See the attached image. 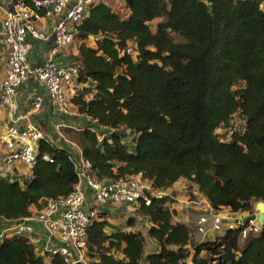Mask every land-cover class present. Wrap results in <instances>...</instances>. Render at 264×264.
Masks as SVG:
<instances>
[{"label":"trees","instance_id":"trees-1","mask_svg":"<svg viewBox=\"0 0 264 264\" xmlns=\"http://www.w3.org/2000/svg\"><path fill=\"white\" fill-rule=\"evenodd\" d=\"M121 2L123 12L105 4L90 9L72 56L78 74L71 109L108 132L102 140L94 127L65 129L64 136L99 181L142 173L168 195L185 181L214 210L255 212L264 202V0ZM129 43L135 56L125 52ZM236 116L243 128L226 140L222 131ZM121 129L136 134L132 151ZM77 184L71 154L41 139L29 182L0 177V218H28L32 207L40 210ZM170 204L153 197L136 210L159 245L146 256L141 232L111 229L108 215L98 213L88 228L87 264H264V227L245 240L227 232L197 243L188 225L174 222ZM0 264L64 262L38 255L16 234L0 240Z\"/></svg>","mask_w":264,"mask_h":264},{"label":"built area","instance_id":"built-area-1","mask_svg":"<svg viewBox=\"0 0 264 264\" xmlns=\"http://www.w3.org/2000/svg\"><path fill=\"white\" fill-rule=\"evenodd\" d=\"M97 4H114L117 11L123 8L120 0H10L9 3L0 0V36L7 49L6 72L0 80V104L7 107L12 116L20 118L12 98L30 79L41 84L59 114H67L71 110L70 97L77 88L75 78L78 66L73 55L65 59H58L57 56L73 48L77 27ZM46 21L52 22L48 31L43 27ZM35 43L47 45V52L45 57L31 65L28 58ZM134 49V45L129 43L125 52L135 56ZM41 103V96H35L30 99L29 105L38 110ZM25 118L22 116V119ZM104 136L101 134L99 138L102 140ZM41 139L43 135L37 129L11 126L3 137L8 151L5 163L18 162L32 169ZM18 141L22 144L15 147ZM42 159L52 162L46 155ZM75 168L78 184L74 190L65 197L48 201L36 215L41 226L64 243V246L52 248L46 254L62 257L64 264L87 261L88 228L103 208L116 204L149 206L151 198L164 197V193L155 190L152 182L142 173L130 178L99 181L91 176L84 161L75 163ZM81 181L91 190V201L87 204L79 187ZM257 216V210L253 213L233 212L229 208L214 210L205 202L195 222L187 217L182 221L189 226L192 240L200 236L201 241H205L210 234L223 233L221 236H224L227 232L245 240L257 235L263 228L258 224ZM14 232L29 237L33 229L18 222ZM3 237L0 233V240Z\"/></svg>","mask_w":264,"mask_h":264},{"label":"crops","instance_id":"crops-1","mask_svg":"<svg viewBox=\"0 0 264 264\" xmlns=\"http://www.w3.org/2000/svg\"><path fill=\"white\" fill-rule=\"evenodd\" d=\"M1 19L2 14L0 13V24ZM51 24V21L45 22L43 27L46 31H48L47 29L51 26ZM46 52L47 45L35 43L28 58L30 64L34 65L38 60H40V58L45 57ZM66 56H69L68 51L62 52L57 56V58L59 59L62 57L65 59ZM6 61L7 49L0 36V80L5 76ZM35 96H41L42 98L41 107L38 110H33L29 105L30 99ZM12 103L17 108V114L20 118L12 116L9 109L0 104V177L5 178L10 182H17L20 186H24L30 181L31 169L18 162H14L10 165L5 163V156L8 154V151L4 145L3 137L11 126L37 129L42 133L44 140L50 141L55 146L67 150L71 154L75 163L83 161L80 149L64 136V130H80L84 127L96 128V125L93 122L76 114L75 109H71L67 114H59L48 99L44 88L35 79H30L26 85L22 86L19 92L12 98ZM22 116H25L26 118L22 119ZM96 129H98L97 133L108 132L102 128ZM120 133L121 135L125 134L129 138L128 141L124 140V142L129 144L128 147L132 151L136 134L123 129L120 130ZM20 144H22V142H16L15 147H19ZM188 185L189 184L185 181H179L173 186V195L164 194V197L171 201L170 207L175 210L173 218L174 222H181L185 217L189 219L190 217L197 218V216L201 213V210L204 209L205 202L208 203L196 192L194 187H192L191 192H188ZM79 187L85 196V204H87L91 201V190L84 181H81ZM190 194L193 196V201L189 197ZM197 198L200 201L197 202ZM137 208L138 205L128 206L124 204H116L111 206V209L110 207L103 208L102 212L109 215L108 219L114 218V223H117L118 225L122 224V226H118L119 229L132 232L139 231L142 233L146 242L145 256L151 253H156L159 251V245L154 240L150 239L147 233L151 224L147 218L139 217L136 214ZM133 210L135 211L134 213L132 212ZM30 211V217L18 221H6L0 218V233L4 236L16 235L14 232L16 224L18 222H23L33 229V234L27 238L34 245L35 251L38 255L43 256L52 248L64 246L63 242H59L56 237L44 229V227H42L36 220V215L39 210L32 207ZM129 218L134 219L133 223L128 222ZM190 220L192 221V219ZM196 237L201 241L200 236ZM114 256H118V254L116 253ZM85 264H87V261Z\"/></svg>","mask_w":264,"mask_h":264},{"label":"rangeland","instance_id":"rangeland-1","mask_svg":"<svg viewBox=\"0 0 264 264\" xmlns=\"http://www.w3.org/2000/svg\"><path fill=\"white\" fill-rule=\"evenodd\" d=\"M116 1V0H115ZM112 6V8H113V10H115V11H117L116 9H115V5L114 4H112L111 5ZM119 6V5H118ZM119 8V7H118ZM120 16L121 17H123V15H122V13H120ZM156 22V21H155ZM155 22L154 23H152V26L155 24ZM94 44V40H89V42H87V45H90V46H92ZM76 51H78V44H76L75 43V45L73 46V48H72V50L70 49V50H68V54L69 55H75V53H76ZM232 126L233 127H229V128H225V129H223V131H222V134H227V136H226V140H229L230 139V135L232 134V132H235V131H241L242 130V128H243V120H242V118L240 117V116H236L233 120H232ZM96 128H97V126H96ZM102 134H106V133H104V132H101ZM67 138V137H66ZM124 140H129V138L124 134ZM188 187V189H191L190 187H189V185L187 186ZM189 197H190V195H189ZM197 200V202L198 201H200L198 198L196 199ZM110 207V209H111V206H108V208ZM133 213L135 212L134 210L132 211ZM107 214V213H106ZM109 216V215H108ZM190 219H192V222H195V220H196V218H191L190 217ZM114 218H110V219H108V222H109V224L111 225V229L112 228H118V226H122V224H120V225H118L117 223H114ZM134 220V219H133ZM183 220H184V218H183ZM181 222H183V221H181ZM131 223H133V222H131ZM191 224H193V223H191ZM111 229H107L106 230V232L108 233V234H110L111 233V231H109V230H111ZM221 235H223V233H214V234H210L205 240L207 241H213L214 239H216L217 237H222ZM195 238H197L196 236L194 237V239H193V241H195V242H199L200 240L197 238V239H195ZM201 242V241H200ZM225 247L226 248H229L230 247V244L228 243V242H225ZM241 245H242V242H240V244L238 245V248L239 247H241ZM188 264H190V263H188Z\"/></svg>","mask_w":264,"mask_h":264},{"label":"water","instance_id":"water-1","mask_svg":"<svg viewBox=\"0 0 264 264\" xmlns=\"http://www.w3.org/2000/svg\"><path fill=\"white\" fill-rule=\"evenodd\" d=\"M7 3L10 2V0H3ZM258 216H257V222L261 227H264V202H258L255 206ZM75 264H85L83 262H76Z\"/></svg>","mask_w":264,"mask_h":264}]
</instances>
